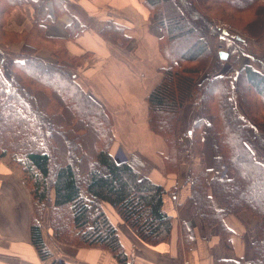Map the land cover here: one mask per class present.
<instances>
[{"label": "trees", "instance_id": "16d2710c", "mask_svg": "<svg viewBox=\"0 0 264 264\" xmlns=\"http://www.w3.org/2000/svg\"><path fill=\"white\" fill-rule=\"evenodd\" d=\"M22 3L30 4L34 14L32 29L23 36L24 46L13 55L0 47V158H9L29 190L32 246L41 260L52 257L42 233L46 217L56 242L102 249L124 264L105 205L141 241L158 245L167 240L172 226L171 216L163 210L166 191L127 160L117 161L111 154L112 125L101 105L75 79L74 71L84 57L70 56L64 40L45 36L43 25L51 20L48 4L59 16L69 11L68 1L0 0V12ZM143 4L162 33L159 53L166 65L145 101L148 126L168 149L166 169L172 171L180 163V114L184 105L191 104L207 118L197 119L189 129L191 144L198 145L205 125L213 160L211 168L188 179V201L206 227L217 228L227 248L226 215L245 212L256 222L251 260L217 264H264V165L254 159L247 144L253 138L264 147V1L144 0ZM233 15L252 19L241 31L263 50L248 51L250 63L234 74L233 69L221 74L223 63L230 59L213 63L207 37L224 40L229 55L244 54L228 41V31L212 26V18ZM67 29L71 38L86 27L73 19ZM100 36L120 45L129 41L126 29L113 22L106 23ZM42 42L58 46L52 51L54 61L37 57ZM207 70L199 83V74ZM182 238L189 248L185 230Z\"/></svg>", "mask_w": 264, "mask_h": 264}, {"label": "crops", "instance_id": "0c3cea01", "mask_svg": "<svg viewBox=\"0 0 264 264\" xmlns=\"http://www.w3.org/2000/svg\"><path fill=\"white\" fill-rule=\"evenodd\" d=\"M67 1L69 11L59 16L54 15L52 4H48L51 20L43 25L44 34L51 39L64 40L70 56L85 58L77 73L78 82L101 104L106 114L112 116L115 142L111 154L115 147L121 145L126 154L124 160L166 191L163 210L172 218L167 240L158 245H148L114 215L110 206L105 205V211L118 233L124 264L250 261L252 251L249 255L245 245L248 243L251 248V242L247 237L241 238L244 234L241 222L246 219L232 215L224 217L223 223L230 231V246L227 248L217 228L206 227L188 201L190 190L186 179L192 175L190 168L197 173L212 166L210 139L205 133L202 134L200 144L195 149V153L198 152L197 160L189 165V171H185V166H175L167 174L166 167L170 166L166 163L167 146L147 128L144 99L158 81L159 69L166 63L159 53L161 30L144 6V0ZM33 15L30 4L15 6L7 22L8 29L15 32L27 30L33 22ZM73 19L86 29L70 38L67 28ZM108 22L126 29L129 41L124 47L109 44L101 38L100 31ZM118 131L125 134L117 135ZM10 167L7 158H0V264H51L53 260L42 261L32 246L29 233L32 213L30 197L20 174ZM184 230L191 239L189 248L184 246ZM72 250V254L67 252L72 255L71 260L70 256L65 258L71 261L70 264H120L102 249Z\"/></svg>", "mask_w": 264, "mask_h": 264}, {"label": "rangeland", "instance_id": "374dc122", "mask_svg": "<svg viewBox=\"0 0 264 264\" xmlns=\"http://www.w3.org/2000/svg\"><path fill=\"white\" fill-rule=\"evenodd\" d=\"M11 12H12V10H10L9 12H0V44H1L0 47L2 48L4 53L13 55V54L18 53L21 50V48L24 46V37L23 36L25 33H28L32 29V24H30L31 26H29L27 28V30H21L19 32L9 30L7 27V22H8V19H9ZM239 16L240 15L224 16L222 20L220 19V17L219 18H212V26L218 28L219 30L224 29V30L228 31V34H229L228 35V39H229L228 41L233 42V44L238 49H242L244 52V54L243 53L242 54L234 53L232 55H229L226 52L227 51V43H225L224 40L218 38V36H214V37L208 36L207 41L209 44V48L211 49V51L213 53V63L218 58H219V60H221L219 57V52L225 53L227 55V58L229 57V59H230L227 62H224L227 58L225 60H221L224 62L223 66H222V70L220 71L221 74L227 73L230 69L231 70L233 69V74H234V72L239 70L240 67H242L245 64L250 63V60H249L250 58L247 57L248 51H252L253 53H255V52L263 50L262 47H264V46H262V47L255 46L251 42V40L246 36V34L244 32H242L243 30H245V26L249 23L248 21H250L252 19L249 18V19L245 20L242 16H240V17ZM254 26L256 27V25H254ZM241 29H243V30L241 31ZM8 33H10V34L8 35ZM107 43H109V42H107ZM109 44H118L120 47H124L126 45V44L120 45V41H117L115 43H109ZM158 44H159V41H158ZM6 49H8L7 51L10 53L5 52ZM57 49H58L57 45L49 44L48 42H42V46L37 49V52H36L37 57H39L43 60H47L49 62H52L55 60V57H54L52 51L53 50L56 51ZM64 49L66 50L65 42H64ZM84 60H85V58H83V64H84ZM82 65L78 66L75 69V71H74L75 79H76L77 83L82 87V89L84 91H86L91 96L89 91L85 87H83V85L81 83L78 82V80L80 81V79H79V76L77 73H78V71L81 70L80 68L82 67ZM8 73H9V66L5 67V74L7 76H8ZM207 74H208V70L201 72L197 78V81L199 83H201L207 77ZM158 75H159V73H158ZM76 76H77V78H76ZM144 101H145V99H144ZM145 104H146V108H147V118H146L147 119V128L151 131V129L148 126V106H147L146 101H145ZM102 109H103V107H102ZM115 110H118V109H115ZM106 112H105V114H106ZM106 115H107V117H108V119L112 125V122H111L112 116H110L109 113H107ZM180 116H181V120H180L181 124H180V130L177 134V144H178V150L181 153V160H180V163L178 164V167L180 168L181 166H185L184 168H185V171L187 172V171H189V165L191 166L197 160L198 152L195 153V151H196L195 149L200 144V142H199L198 145H194V144L192 145L191 144L193 142L192 136L187 135V132L189 131V129L191 127H193V124L197 119H200V118L203 119L204 118L206 120L207 118L205 116H203L201 112L194 110V107L191 104L184 105V107L182 108ZM117 119H118V116H117ZM204 119H203V121L205 122ZM112 129H113V125H112ZM203 130H204V132H203ZM113 131H114V129H113ZM151 133L154 134L152 131H151ZM201 133L202 134L205 133L206 137H208L210 139V142H211V138H210L209 134L207 133V129H206L205 125H203ZM123 134H125V133L119 132L117 135H123ZM202 134H201V137H202ZM155 136H157V135H155ZM157 137H159V136H157ZM114 142H115V139H114ZM247 144H248L249 149L251 150V152L253 154L254 159H256V161H258L259 163L264 165V147L260 146L257 143V141L253 138H250L247 141ZM111 151H112V149H111ZM112 154L116 158L117 161H123L126 158V154L124 153V148L121 145L115 147L113 149ZM167 155H168V153H167ZM4 158H7L9 160L8 157H4ZM9 165H10V163H9ZM16 171L20 174V172L18 170H16ZM166 172H167V174L171 173L167 169H166ZM190 173L192 174L191 177L188 176V178L186 179L188 187H189L188 179L193 178L198 172L196 173L193 169L190 168ZM20 177H21V174H20ZM21 180L24 183V180L22 179V177H21ZM24 186H25L27 193L30 197L29 190L26 187L25 183H24ZM30 201H31V197H30ZM112 212L114 213V215H117L113 210H112ZM114 215L111 214V217H114ZM232 216H234L236 218L246 219L247 221H249V222H247V221L241 222L242 223V229H244V234H242L241 238L243 239L244 237H247V240L252 243L253 238H254V226L256 223L255 220L249 214H247L245 212H242L238 215H232ZM113 221H115V218H113ZM41 226H42V233H43V238H44V241L46 243V246L48 247V249L52 253V257H51L52 259L50 258V260L52 261L54 259H57V264L70 263L72 255H70L67 252L70 251L72 254V251H73L72 249L75 247L58 243L53 239V237L51 236V231L48 228V222H47L46 217H45V221H42ZM245 248H246L245 251L250 255L251 254L250 252L252 251V249L250 248L248 243H246ZM68 256H70V260H66L69 258ZM42 261H45V260H42Z\"/></svg>", "mask_w": 264, "mask_h": 264}, {"label": "water", "instance_id": "95a60500", "mask_svg": "<svg viewBox=\"0 0 264 264\" xmlns=\"http://www.w3.org/2000/svg\"><path fill=\"white\" fill-rule=\"evenodd\" d=\"M219 57L222 59V60H225L227 58V55L223 52H219Z\"/></svg>", "mask_w": 264, "mask_h": 264}, {"label": "built area", "instance_id": "2783aa9c", "mask_svg": "<svg viewBox=\"0 0 264 264\" xmlns=\"http://www.w3.org/2000/svg\"><path fill=\"white\" fill-rule=\"evenodd\" d=\"M187 135H189V133L187 132ZM187 151V150H186Z\"/></svg>", "mask_w": 264, "mask_h": 264}]
</instances>
